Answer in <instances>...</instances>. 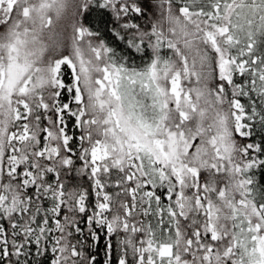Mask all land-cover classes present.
I'll return each mask as SVG.
<instances>
[{"label": "snow or ice", "instance_id": "obj_1", "mask_svg": "<svg viewBox=\"0 0 264 264\" xmlns=\"http://www.w3.org/2000/svg\"><path fill=\"white\" fill-rule=\"evenodd\" d=\"M0 264H264V0H0Z\"/></svg>", "mask_w": 264, "mask_h": 264}]
</instances>
